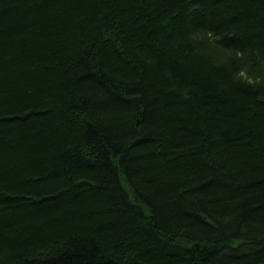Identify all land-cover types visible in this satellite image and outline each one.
Masks as SVG:
<instances>
[{"label":"trees","instance_id":"16d2710c","mask_svg":"<svg viewBox=\"0 0 264 264\" xmlns=\"http://www.w3.org/2000/svg\"><path fill=\"white\" fill-rule=\"evenodd\" d=\"M0 264H264V0H0Z\"/></svg>","mask_w":264,"mask_h":264}]
</instances>
